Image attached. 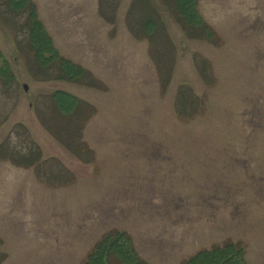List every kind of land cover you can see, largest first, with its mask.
<instances>
[{"label":"rangeland","instance_id":"obj_1","mask_svg":"<svg viewBox=\"0 0 264 264\" xmlns=\"http://www.w3.org/2000/svg\"><path fill=\"white\" fill-rule=\"evenodd\" d=\"M27 4L0 0V264H84L112 232L147 264H264V0H196L217 43L174 0Z\"/></svg>","mask_w":264,"mask_h":264},{"label":"trees","instance_id":"obj_2","mask_svg":"<svg viewBox=\"0 0 264 264\" xmlns=\"http://www.w3.org/2000/svg\"><path fill=\"white\" fill-rule=\"evenodd\" d=\"M10 7L14 10H24L28 7L27 0H9ZM176 7L181 10L187 9L188 12L180 15L187 25L193 27L195 32H201L203 37L210 43H217V35L214 31L204 25L200 19L196 0H174ZM40 22V21H39ZM33 22V29L30 33V42L34 44L39 50V57L43 51H48L47 47L51 46V41L44 30L43 24L40 22ZM150 33V32H149ZM148 33H146V36ZM151 37L153 33H150ZM151 40V39H150ZM153 43V41L151 40ZM51 51V50H50ZM48 51V52H50ZM38 57V55H37ZM1 59V58H0ZM44 66L42 62L39 64ZM65 76L72 79H80L84 74L83 70L73 66L68 61H63L61 64ZM0 73L9 78L10 74L7 70L1 68ZM55 105L62 115H72L77 108L78 100L72 95L59 92L55 94ZM61 105H66L67 111L60 108ZM84 264H147L143 262L134 248L133 240L128 233L112 232L107 234L94 248L88 256ZM184 264H247L246 250L242 244L229 242L223 246H217L212 250H204L198 253Z\"/></svg>","mask_w":264,"mask_h":264},{"label":"water","instance_id":"obj_3","mask_svg":"<svg viewBox=\"0 0 264 264\" xmlns=\"http://www.w3.org/2000/svg\"><path fill=\"white\" fill-rule=\"evenodd\" d=\"M25 90H26V91L28 90V86H25Z\"/></svg>","mask_w":264,"mask_h":264}]
</instances>
